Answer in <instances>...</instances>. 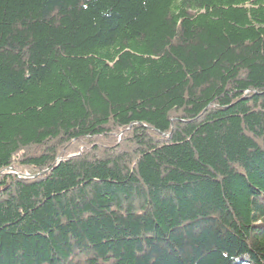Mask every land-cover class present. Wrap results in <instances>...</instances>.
<instances>
[{
	"label": "trees",
	"instance_id": "16d2710c",
	"mask_svg": "<svg viewBox=\"0 0 264 264\" xmlns=\"http://www.w3.org/2000/svg\"><path fill=\"white\" fill-rule=\"evenodd\" d=\"M0 264H264V0H0Z\"/></svg>",
	"mask_w": 264,
	"mask_h": 264
}]
</instances>
